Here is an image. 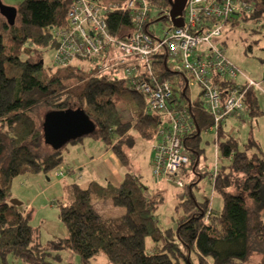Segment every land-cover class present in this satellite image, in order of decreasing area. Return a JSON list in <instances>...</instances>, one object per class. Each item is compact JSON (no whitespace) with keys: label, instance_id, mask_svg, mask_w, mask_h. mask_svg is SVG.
<instances>
[{"label":"trees","instance_id":"trees-1","mask_svg":"<svg viewBox=\"0 0 264 264\" xmlns=\"http://www.w3.org/2000/svg\"><path fill=\"white\" fill-rule=\"evenodd\" d=\"M250 1L253 11L243 15V20L264 18V0ZM71 3V0H26L16 7L12 26L0 15V259L12 254L28 264H47V256L63 249L78 255L80 264H94L100 254L108 264H209L208 260L212 264H242L253 253L264 256V155L252 137L243 149L231 136L220 141L222 125L215 133L217 153L229 162L217 165L214 191L221 196L223 207L220 212L209 213L206 222L209 200L196 201L188 192L182 196L184 215L176 227L162 228L157 211L164 197L160 193L148 197L140 178L127 172L118 186L95 182L86 188L77 183L66 185L58 208L68 236L47 244L38 243L36 230L29 222L30 212L26 213L25 208L20 211L9 201L15 177L26 172L47 174L63 161L62 150L66 145L55 149L46 144V114L82 109L94 123L90 136L102 139L109 147L113 144V152L124 164L128 158L126 149L134 141L132 131L152 140L159 124L157 114H142L143 96L121 81L98 88L93 100L97 109H92L86 100L102 84V79L95 75L86 77L75 66L55 67L52 73L43 67L42 50L54 49L52 30L68 26ZM153 4L170 8L168 0H154ZM162 15L161 11H153L150 23ZM235 16L228 21L231 25L237 20ZM119 22L129 24V15H109L113 31ZM224 43L223 40L221 44ZM22 55L26 56L27 65L20 64L21 67L12 62ZM153 61L157 75L174 79V97L186 98L185 77L169 69L166 54L156 55ZM34 66L38 70H29ZM216 81L225 100L232 89L231 82ZM253 89L248 90L245 105L249 103L250 111L257 113ZM120 103L132 113L130 119L119 113ZM193 103L191 115L196 128L184 142L189 161L192 156L198 161L202 124L208 120L211 130L213 121L202 107ZM181 105L186 107V102ZM100 200H110L116 210L102 213ZM147 237L154 242L149 250L145 248ZM192 255L196 256L195 262Z\"/></svg>","mask_w":264,"mask_h":264},{"label":"built area","instance_id":"built-area-1","mask_svg":"<svg viewBox=\"0 0 264 264\" xmlns=\"http://www.w3.org/2000/svg\"><path fill=\"white\" fill-rule=\"evenodd\" d=\"M71 1L68 26L52 34L55 65L65 68L78 60L96 58L95 76L112 85L121 81L140 93L145 103L142 114H157L159 118L150 150L153 177L157 183L173 181L183 188L181 173L189 163L184 141L195 131L196 124L190 110L181 105V97H174L172 82L155 73L153 58L166 54L168 66L185 77L186 89L200 86L205 103L202 109L212 118L211 130L217 133L224 118L246 109L249 89L263 91L264 79L246 77L226 56L223 45L214 43L233 16L252 13V2L187 0L183 26L176 27L169 19L168 29L157 36L148 25L153 11L163 12V17L169 15V9L154 6V0ZM112 13H127L129 24L119 22L113 31L109 24ZM123 69L131 70V74L125 80H117ZM240 76L242 82L238 81ZM218 79L231 82L232 89L225 100L216 83ZM59 174L60 179L66 177L63 172ZM216 175L215 168L210 177L212 185Z\"/></svg>","mask_w":264,"mask_h":264},{"label":"rangeland","instance_id":"rangeland-1","mask_svg":"<svg viewBox=\"0 0 264 264\" xmlns=\"http://www.w3.org/2000/svg\"><path fill=\"white\" fill-rule=\"evenodd\" d=\"M1 1L6 5L18 7L23 5L26 0ZM243 15L245 14L236 15L237 20L232 25L231 22H228L226 32L220 38H215L214 43L217 46L223 45L226 56L246 77L255 81H262L264 79V18H261L259 21L253 19L243 20ZM168 26L169 22L167 20H156L155 23L150 25V30L155 35L162 36L168 29ZM51 34H53V30ZM223 40L225 43L221 44ZM42 51L44 60L43 67L46 70H50L51 73L54 72L56 70L54 49L48 48ZM12 62L18 63V65L28 64L25 55L20 56L18 59H12ZM97 62L96 58H90L78 60L74 65L79 67L86 77H89L95 75V64ZM169 68L174 73L172 65ZM29 70L36 71L38 70V66L31 67ZM188 77L190 76L188 75ZM169 80L174 84L173 78L170 77ZM238 81L242 82L243 76H240ZM69 83L71 84L73 82L69 81ZM107 85L113 86L102 81V84H99L87 97L86 103L92 109H97V105L93 103V100L95 102L97 89L101 87L105 88ZM187 90L188 97H190L191 101H194L199 107L204 108L205 103L201 95L200 86L194 85ZM253 92L257 98L258 112H251L250 104L248 103L243 112L234 113L232 114L234 116L230 115L225 118L222 121L221 133L219 132V140H226L228 136H231L237 141L239 149H243L247 139L252 137L258 144L262 155H264V94L256 88L253 89ZM184 101L187 102L184 99L182 103ZM117 108L119 113L123 114L124 119H130L132 113L127 111V107L120 103L117 105ZM132 133L134 135V141L126 149L128 158L125 164H122L121 169L117 168L118 162L115 158L110 159L107 157L106 159L103 158V162L99 166H85L79 170V167H76L73 159H90L91 154L94 157L98 156L101 152L105 151L106 144L102 139L90 135L81 138V141L77 143H68L62 151L64 155L63 160L66 162L67 169L71 171L66 172L67 178L63 183L74 182L83 188H86L92 180H97L103 184H107L110 181L112 184H115L124 178L126 172H130L140 178L148 193L152 194L155 192L157 182L152 177L150 140L140 136L136 130L132 131ZM217 141L218 135H215V132L210 130L208 120L206 122L204 121L198 143L200 156L198 161L192 156L186 165V169L182 172L184 187L179 188L171 183L168 184L167 190H161L164 201L160 204L157 214L158 224L162 228L176 227L178 224L177 221L184 215V205L180 204L184 198L182 196L188 192L193 194L196 201L202 202L209 200L210 203L208 202V204H210L213 212H220L222 210V198L214 191L215 180L214 185H212L210 177L217 165L222 166L228 163L229 159H223L220 154H217L218 160H216V151H218ZM48 145L50 144L48 143ZM111 147H114V145L112 144ZM193 155L195 154L193 153ZM48 175L50 181L46 179L45 174L42 172H26L15 177L11 186L12 198L22 202L26 213L28 211L30 212V225L36 230L37 241L41 244H47L51 240H58V238H66L68 236L67 229L59 216L58 208L59 200L62 197L63 183L58 182L53 173H49ZM54 182H56L54 184L55 186L49 187ZM100 201L99 203L103 207H112L110 200L107 202ZM101 212L104 213V211ZM209 218V212H207L204 221H207ZM145 242L146 250H149L154 245L150 237H147ZM195 257L193 255L191 256L193 262L196 261ZM46 260L47 264H80L79 256L68 249L54 251L50 256H47ZM208 262L212 264L211 260H208ZM0 264L28 263L19 257L8 254L5 259H0ZM94 264H108V262L106 257L100 254L94 261ZM242 264H264V256L262 253H253Z\"/></svg>","mask_w":264,"mask_h":264},{"label":"water","instance_id":"water-1","mask_svg":"<svg viewBox=\"0 0 264 264\" xmlns=\"http://www.w3.org/2000/svg\"><path fill=\"white\" fill-rule=\"evenodd\" d=\"M168 2L170 6L169 15L163 16L157 21L170 19L176 27L183 26V13L187 0H168ZM0 15L5 19L8 26H12L16 20L17 8L6 5L0 0ZM93 130L94 123L79 108L50 112L45 115L44 131L46 142L55 149L62 148L72 141L89 136ZM9 203L22 211L23 204L21 201L11 198Z\"/></svg>","mask_w":264,"mask_h":264},{"label":"crops","instance_id":"crops-1","mask_svg":"<svg viewBox=\"0 0 264 264\" xmlns=\"http://www.w3.org/2000/svg\"><path fill=\"white\" fill-rule=\"evenodd\" d=\"M191 101V100H190ZM237 115H240V114H237ZM231 116H234V115H231ZM236 116V115H235ZM229 117V116H228ZM227 118V117H226ZM225 119V118H224ZM223 119V120H224ZM222 120V121H223ZM221 125H222V122H221ZM78 141H81V139L80 140H77V141H75V142H72V143H77ZM150 143H151V146H152V140H150ZM106 144V143H105ZM217 145V144H216ZM103 147V146H102ZM150 150H151V147H150ZM218 154V153H217ZM106 155V156H105ZM91 158L89 159V158H87V159H82V160H80V159H73V161H74V163L76 164V167H79V170H81V169H83V167H85V166H87V167H92V166H99L102 162H103V158H107V157H109L110 159H112V158H115V160L118 162V166H117V168L118 169H121L122 168V162H120V160L116 157V155H115V153L113 152V150H112V147L110 146H108V145H106V149H105V151L104 152H101L98 156H93V154H91V156H90ZM151 157V156H150ZM63 158H64V155H63ZM64 161V160H63ZM65 162V161H64ZM66 163V162H65ZM127 173V172H126ZM54 175V174H53ZM54 177L55 178H57L55 175H54ZM125 177V176H124ZM152 177H153V174H152ZM66 178H67V176L64 178V179H59V178H57V180H58V182H65V180H66ZM46 179L48 180V181H50V177L48 176V177H46ZM153 179H155L154 177H153ZM124 180V178L122 179V180H119L120 182L119 183H115V184H112L110 181L108 182L109 184H111V185H115V186H118V185H120L121 183H122V181ZM155 182H156V179L154 180ZM92 182H95V183H98L99 185H101V186H106V185H108V183L107 184H103V183H100L99 181H97V180H92L90 183H92ZM72 183H74V182H71V183H63V186H62V197H61V200H59V202L60 201H62L63 200V197H64V188H65V186L66 185H69V184H72ZM89 183V184H90ZM160 182H158L157 183V189H156V191L155 192H153L152 194H150V193H148L147 191H146V193H147V195H148V197H155L156 195H157V193H160L161 194V190L164 188V186L162 187V185L163 184H165V182L164 181H161V183H163V184H159ZM54 184H56V182H54V183H52L49 187H53V186H55ZM89 184H88V186H89ZM87 186V187H88ZM110 207V208H109ZM109 207H104L103 209H104V212L105 213H109V212H111V211H113V210H116L114 207H113V205H112V207L111 206H109ZM119 210H121L122 211V209H119ZM166 229V228H165Z\"/></svg>","mask_w":264,"mask_h":264},{"label":"bare ground","instance_id":"bare-ground-1","mask_svg":"<svg viewBox=\"0 0 264 264\" xmlns=\"http://www.w3.org/2000/svg\"><path fill=\"white\" fill-rule=\"evenodd\" d=\"M185 10V9H184ZM152 23H148V25L150 26ZM72 66H75L74 64L72 65ZM55 67H58V66H56L55 65ZM75 67H77V66H75ZM59 68H62V67H59ZM79 68V67H78ZM80 69V68H79ZM121 74H122V76L120 77V78H118L117 80H125V77L127 78L130 74H131V70H126V69H123L122 71H121ZM169 79V78H168ZM263 94H264V85H263V91L262 90H260ZM184 99H186V108L187 109H189L190 110V112H191V108L193 107L192 106V104L194 105V101H190L191 99H190V97H188V93H187V97L186 98H184ZM183 99V100H184ZM144 106H145V104H144ZM144 109V108H143ZM150 113H153V112H150ZM45 132V131H44ZM47 144V143H46ZM186 167L187 166H185L184 168H183V170H182V172L186 169ZM151 168H152V164H151ZM71 170L70 169H67V166H66V163L64 162V161H62L59 165H57L51 172H48L47 174H45V176L47 177V176H49L48 174L49 173H53L57 178H59L58 176H60V172H63V175H66V172H70ZM73 171V170H72ZM44 174V173H43ZM79 177H81L80 175H79ZM60 179V178H59ZM181 180H182V173H181ZM171 183H173V184H175L173 181H170V182H168V183H165L164 185V190H167L168 189V184H171ZM182 183H183V181H182ZM184 184V183H183ZM176 185V184H175ZM177 186V185H176ZM178 187V186H177ZM98 206L99 207H101V208H104L102 205H101V203H99L98 202ZM208 212L209 213H211V212H213L212 210H211V207H210V209L208 210Z\"/></svg>","mask_w":264,"mask_h":264}]
</instances>
